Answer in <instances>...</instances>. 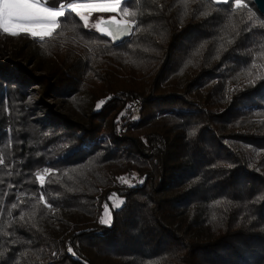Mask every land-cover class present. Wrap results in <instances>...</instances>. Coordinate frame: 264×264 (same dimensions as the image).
Returning a JSON list of instances; mask_svg holds the SVG:
<instances>
[{
    "label": "trees",
    "instance_id": "1",
    "mask_svg": "<svg viewBox=\"0 0 264 264\" xmlns=\"http://www.w3.org/2000/svg\"><path fill=\"white\" fill-rule=\"evenodd\" d=\"M65 11L0 31V264H264L250 0H128L116 44Z\"/></svg>",
    "mask_w": 264,
    "mask_h": 264
},
{
    "label": "bare ground",
    "instance_id": "2",
    "mask_svg": "<svg viewBox=\"0 0 264 264\" xmlns=\"http://www.w3.org/2000/svg\"><path fill=\"white\" fill-rule=\"evenodd\" d=\"M121 1L9 0L6 5H3L4 3L1 2L0 28L11 35L22 32L34 37H45L55 28L58 17L65 10L76 14L95 11H115L118 9ZM14 15H23L24 17L16 19L13 17ZM36 24L38 26H34Z\"/></svg>",
    "mask_w": 264,
    "mask_h": 264
},
{
    "label": "rangeland",
    "instance_id": "3",
    "mask_svg": "<svg viewBox=\"0 0 264 264\" xmlns=\"http://www.w3.org/2000/svg\"><path fill=\"white\" fill-rule=\"evenodd\" d=\"M7 1H9V0H0V10H1V8H2V6H1V2H3L4 4L3 5H6V3H7ZM212 1V0H211ZM214 1H227V0H213V2ZM215 3H217V2H215ZM240 5V3L239 2H236L235 3V6H239ZM119 8V7H118ZM62 13H64V11L62 12ZM61 13V14H62ZM73 13V12H72ZM111 13H115V15H111ZM76 14V13H75ZM64 15V14H63ZM62 15V16H63ZM72 15V14H71ZM76 15H78L79 16V18L81 19V21H82V23H83V25L87 28V29H89V30H92V31H95V32H99V30L101 29V27L97 24V23H99L100 21H104L105 23H108V21L110 20L111 22H115L116 20H114V18H112V16L114 17H118L120 20H123V21H125L122 17H121V15L119 14V12H118V9H116L115 11H95V12H89V13H82V14H76ZM111 16V18L109 19V18H105V16ZM62 16L60 17V18H62ZM14 18H16V19H21L22 17H24L23 15H14L13 16ZM59 18V19H60ZM59 19H57V21H56V23H55V28H56V26H57V23H58V20ZM108 19V20H107ZM125 22H127V21H125ZM128 24H130L129 22H127ZM34 26H38V24H36V25H34ZM55 28L47 35V36H45V37H34V36H31V35H29V34H26V33H22V32H18V33H15V34H7L6 32H4L1 28H0V31L3 33V34H5V35H7V36H9V37H16V36H18V35H26L28 38H30V39H39V40H42V39H45V38H48L52 33H53V31L55 30ZM111 201H112V207H118L119 206V204H120V199L119 198H117V197H114V198H112L111 199ZM101 221L104 223V224H108V222H109V215H108V213L107 212H103L102 213V216H101Z\"/></svg>",
    "mask_w": 264,
    "mask_h": 264
},
{
    "label": "water",
    "instance_id": "4",
    "mask_svg": "<svg viewBox=\"0 0 264 264\" xmlns=\"http://www.w3.org/2000/svg\"><path fill=\"white\" fill-rule=\"evenodd\" d=\"M125 1H128V0H122L119 3V6L121 5V3ZM250 2L253 8L255 9V11L257 12V14L260 17L264 18V0H250ZM65 13H68V12H65ZM111 15H115V13H111ZM72 16L76 19L74 15ZM116 18L118 20L115 22L105 23L104 21H101L97 23L101 27L98 34L102 37L109 39L112 42V44H116L120 42L122 39L126 38L129 35L131 28H132V25L128 24L127 22L123 20H120L118 17Z\"/></svg>",
    "mask_w": 264,
    "mask_h": 264
},
{
    "label": "built area",
    "instance_id": "5",
    "mask_svg": "<svg viewBox=\"0 0 264 264\" xmlns=\"http://www.w3.org/2000/svg\"><path fill=\"white\" fill-rule=\"evenodd\" d=\"M213 1V0H212ZM214 2H217V3H219V2H221V1H214Z\"/></svg>",
    "mask_w": 264,
    "mask_h": 264
},
{
    "label": "flooded vegetation",
    "instance_id": "6",
    "mask_svg": "<svg viewBox=\"0 0 264 264\" xmlns=\"http://www.w3.org/2000/svg\"><path fill=\"white\" fill-rule=\"evenodd\" d=\"M108 23H111V21H108ZM131 25V24H130Z\"/></svg>",
    "mask_w": 264,
    "mask_h": 264
}]
</instances>
